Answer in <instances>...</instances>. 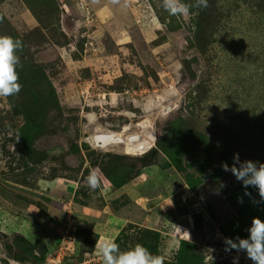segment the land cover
Returning a JSON list of instances; mask_svg holds the SVG:
<instances>
[{
	"label": "rangeland",
	"instance_id": "obj_1",
	"mask_svg": "<svg viewBox=\"0 0 264 264\" xmlns=\"http://www.w3.org/2000/svg\"><path fill=\"white\" fill-rule=\"evenodd\" d=\"M208 3L0 0V36L23 42L22 90L0 98V264H103L98 240L252 264L224 241L264 203L221 164L264 163V0ZM106 134L121 143H94Z\"/></svg>",
	"mask_w": 264,
	"mask_h": 264
},
{
	"label": "clouds",
	"instance_id": "obj_2",
	"mask_svg": "<svg viewBox=\"0 0 264 264\" xmlns=\"http://www.w3.org/2000/svg\"><path fill=\"white\" fill-rule=\"evenodd\" d=\"M112 4L127 7L129 0H110ZM163 9L170 16L187 17L191 14V9H206L209 6L208 0H194L193 4L183 3L182 0H161ZM23 42L11 36H0V98H8L18 95L22 90L19 83L17 68L21 66V61L17 53L22 51ZM221 167L226 172H231L241 182L245 189L252 188L258 191L259 200L253 203H264V163L260 161H241L239 153L233 158L231 167L227 163H222ZM85 184L92 190L100 188V181L95 170L90 171L85 179ZM223 187V185H221ZM251 196L250 192H245ZM239 202L242 204L243 199ZM247 238L235 239L225 238L226 251L235 250L237 253H244L252 264H264V221L260 218H253L251 226L246 230ZM95 252L103 260V264H165V257L154 255L141 244H136L127 251H122L120 246L114 241L99 240L95 246ZM238 257L234 264H238Z\"/></svg>",
	"mask_w": 264,
	"mask_h": 264
},
{
	"label": "bare ground",
	"instance_id": "obj_3",
	"mask_svg": "<svg viewBox=\"0 0 264 264\" xmlns=\"http://www.w3.org/2000/svg\"><path fill=\"white\" fill-rule=\"evenodd\" d=\"M94 143L99 144V142H102V146H108L113 144L121 143V138L116 137L115 135H97L93 137ZM153 141V138L147 136L144 137H130L126 141L127 148L130 149V151L134 152H143L148 149L149 144ZM152 145V144H151Z\"/></svg>",
	"mask_w": 264,
	"mask_h": 264
},
{
	"label": "crops",
	"instance_id": "obj_4",
	"mask_svg": "<svg viewBox=\"0 0 264 264\" xmlns=\"http://www.w3.org/2000/svg\"><path fill=\"white\" fill-rule=\"evenodd\" d=\"M26 223V222H25ZM24 226V225H23ZM27 228V227H26ZM29 231H28V233H29V235H31V236H33V232H32V229L30 230V228L28 229Z\"/></svg>",
	"mask_w": 264,
	"mask_h": 264
},
{
	"label": "water",
	"instance_id": "obj_5",
	"mask_svg": "<svg viewBox=\"0 0 264 264\" xmlns=\"http://www.w3.org/2000/svg\"><path fill=\"white\" fill-rule=\"evenodd\" d=\"M149 135V134H148ZM149 137H151L152 138V136L151 135H149ZM99 145H103V143L102 142H99Z\"/></svg>",
	"mask_w": 264,
	"mask_h": 264
}]
</instances>
